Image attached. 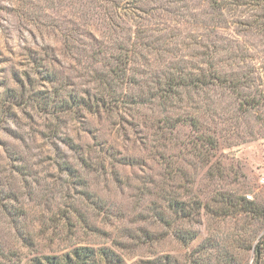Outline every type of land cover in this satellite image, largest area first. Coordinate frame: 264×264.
<instances>
[{"label": "rangeland", "instance_id": "1", "mask_svg": "<svg viewBox=\"0 0 264 264\" xmlns=\"http://www.w3.org/2000/svg\"><path fill=\"white\" fill-rule=\"evenodd\" d=\"M31 1L28 9L22 2L0 0V189L11 211L0 203V264H32L35 257L62 255L79 246L112 248L126 264H150L166 256L190 264L204 240L220 236L225 244L219 252L224 264H254L253 248L264 237V219L241 222L205 217L199 223L193 218L170 228L156 213L163 207L168 211L166 202L172 197L187 203L216 199L219 192L246 195L264 210V101L241 122L225 114L232 101L228 93L223 97L217 92L220 98L213 97L220 104L211 115L196 94L198 113L187 108L184 91L179 113L197 115L205 134L218 145L208 154L196 148L195 132L183 125L166 135V149L159 145L163 133L156 112L124 105L111 110L101 105L72 106L50 112L21 103L17 96L22 92L40 93L56 103L72 94L88 98L86 93L94 92L86 57L71 52L64 41L73 23L85 34L78 37L83 42H89L90 31L99 37L95 27L82 25L80 14L67 2L55 0L57 5L51 8L46 0ZM181 1L199 24L213 22L205 13L209 9L205 0ZM248 4L231 10L235 16L229 27L219 31L218 39L221 45L225 38L245 49L243 62L230 73L245 72L244 65L251 68L264 94V26L251 27L260 12L256 4ZM168 18L153 17L152 21L162 23L150 27L162 31ZM92 22L100 31V21ZM182 29L185 33L178 43L184 40L193 46L194 40L186 38L199 32L190 24ZM192 51L183 53L189 69ZM149 57L154 66L164 65L154 54ZM47 71L56 82L45 78ZM168 146L177 147L172 156ZM247 221L253 222L248 230ZM177 227L197 233V239L187 246L178 243L172 235ZM254 234L257 238L250 246ZM240 235L244 238L237 239Z\"/></svg>", "mask_w": 264, "mask_h": 264}, {"label": "trees", "instance_id": "2", "mask_svg": "<svg viewBox=\"0 0 264 264\" xmlns=\"http://www.w3.org/2000/svg\"><path fill=\"white\" fill-rule=\"evenodd\" d=\"M46 1L50 3L51 8L57 5L55 0ZM57 1L59 3L67 2L68 8L80 14L79 18L84 21L82 25L90 23V26L95 27L99 33L98 37L91 34L90 31L86 36L89 42H83L78 37L81 38V35L85 34L78 32L76 29L78 24L73 23L75 24L74 28L64 41L71 52L76 51L82 57H86L89 63L87 77H90V83L94 84L92 88L94 92L88 91L86 93L88 98H79L72 94L69 99L58 103L55 99L42 97L40 93L24 94L22 92L17 96L21 103H30L50 112L58 109L66 111L72 106L92 109L98 105L110 110L118 105H124L133 107L137 111L143 109L151 113L156 112L159 116L158 123L161 125L159 131L163 133L160 138L163 141L161 142L159 139V145L166 149L167 144L163 143L166 135L172 134L177 127L183 125L195 132L196 148L204 149L207 154L209 150L217 149L218 145L205 134L202 121L196 117L197 115L186 114L183 116L182 113H179L182 109L181 103L185 101L182 98L184 91L187 96V108L198 113L196 94L202 97L205 105L204 111L211 115L215 113V107L220 104L213 97L220 98V94L224 97L228 93L232 101L228 104V112L225 114H229L231 120L242 119L241 122H246L247 117L263 105L264 94L255 80L254 70L249 71L251 68L244 65L242 69L246 68L245 72L242 71L238 75L232 74L234 72L230 73L233 66H238L243 62L242 53L245 52V49H239V45L229 42L225 38L224 45H221L223 41H220L218 37L219 31L229 27V20L235 16V14L231 15V10L238 7L243 8L247 1L248 5L256 4V10L260 12L255 15L256 21L251 27L254 29L263 27L264 0H205L209 6L205 13L208 11L206 14H209L213 20L210 24L208 23L209 25L199 24L192 9L181 0ZM21 2L23 7L29 6L28 9L33 4L31 0H15V4H21ZM162 16L169 17L166 19L167 27L165 29L161 31L150 27L162 23L160 20L152 21L153 17L161 18ZM38 21L39 19L35 18L34 23H38ZM92 21H100L101 32L97 26L92 24ZM189 24L199 32L186 38L194 40L193 46L189 42L185 44L184 40L178 43L181 35L185 33L182 27ZM184 49L194 51L188 56L193 62L190 69L184 65L186 63L183 57ZM150 54H154L155 59L162 60L164 65H161V68L154 66L149 57ZM223 67L229 70L226 72ZM147 70L149 71L147 72ZM45 78L50 82H56L52 72H45ZM214 92L216 94L212 95L211 93ZM173 113L178 114H174L177 115L174 116ZM174 146H168L169 152H171L170 156L173 154L172 151L177 149ZM111 155L114 154L111 153ZM174 157L177 156L174 155ZM173 172L174 175H177L179 171L175 168ZM162 194L160 193L159 197L163 196ZM2 195L3 191L0 189L1 208H6L8 212H11L8 210L9 207L3 203ZM162 200L164 201V199ZM166 203L168 211H165L164 207L161 208L160 212L156 213V218L160 222L166 223L170 228L175 227L174 225L179 221H191L193 218H198L199 223L205 217L216 221L234 219L241 222L245 221L244 218H249L252 221L264 219V210L258 206L257 202L248 200L246 195L241 196L228 192H219L216 199L215 197L197 198V200L187 203L180 202L177 197H172ZM252 224L251 221L248 223L247 230ZM172 231H174L172 235L176 241L186 246L198 237L197 233L191 231L188 233L178 227ZM255 237L257 238V235L254 236V241L250 242V246L255 242ZM238 238L244 237L240 235L237 236ZM148 239L150 238L148 237ZM222 241L221 236L217 239L209 237L204 240L194 252L190 264H224L221 260L223 257L219 254L225 247ZM216 253L219 258L215 256ZM253 253L254 264H261V260L264 258L263 236L256 242ZM148 263L180 264L173 256H166L163 260ZM32 264L126 263L112 248L79 246L62 255L35 257Z\"/></svg>", "mask_w": 264, "mask_h": 264}]
</instances>
